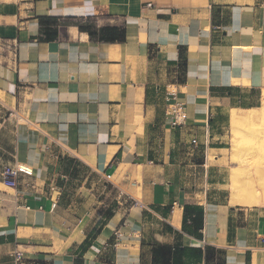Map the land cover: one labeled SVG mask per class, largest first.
Here are the masks:
<instances>
[{
	"label": "crops",
	"instance_id": "crops-1",
	"mask_svg": "<svg viewBox=\"0 0 264 264\" xmlns=\"http://www.w3.org/2000/svg\"><path fill=\"white\" fill-rule=\"evenodd\" d=\"M106 27L118 38L91 36ZM0 103L16 111L0 170L33 171L17 187L0 177V264H155L156 244L186 248L183 264H264V201L232 202L215 142L233 110L264 106V0H0ZM103 182L117 203L104 217L82 203ZM186 204L204 208L200 236Z\"/></svg>",
	"mask_w": 264,
	"mask_h": 264
},
{
	"label": "rangeland",
	"instance_id": "rangeland-1",
	"mask_svg": "<svg viewBox=\"0 0 264 264\" xmlns=\"http://www.w3.org/2000/svg\"><path fill=\"white\" fill-rule=\"evenodd\" d=\"M12 107V106H10ZM264 107V106H262ZM262 109V108H261ZM14 112L16 114L15 108L13 110L7 109L0 103V156L5 157V159L14 161L12 156L13 151V129L14 124L16 122V115H13V121H9V117H11V113ZM243 114H246L244 112ZM244 116V115H243ZM5 119H8L7 121ZM9 122V124H8ZM222 133L218 135V139H216V144L219 146H223V150L221 153L226 156H230V163H228L227 159L224 160V164L220 173L218 175L220 178H225L228 180V188L231 190L234 186V183H238L239 179L247 178L250 180L249 177L253 178V183L258 182L259 190L254 193V191L248 190L245 192L244 196L248 202H252L250 200L255 199V202L258 203L264 201V120L263 118H253V119H246L245 117H241L236 121H232L231 119V132L227 131V128L220 130ZM219 133V132H218ZM222 141V143H219ZM3 148L6 149L3 156ZM214 153L209 154V163L215 162ZM206 161V160H204ZM24 164V163H23ZM26 165V164H24ZM30 168V166L26 165ZM229 169V174L228 170ZM77 172H73V179L75 183L82 184L87 177V169H85L82 165L80 168H76ZM232 172H237L233 173ZM232 174V179H231ZM237 176V177H236ZM235 177V178H234ZM234 179V180H233ZM71 184V182H69ZM106 185V187H104ZM108 185V186H107ZM98 185H96L97 187ZM75 187V186H74ZM113 186L110 183L103 182L102 188L98 193V198H94V201L97 202H82L86 203L89 207L97 208L96 214L97 216L100 215V209H102V217L105 215L110 216L113 213V210L117 206L116 203V192L112 188ZM82 192L78 194L81 195ZM67 196H72V191H67ZM83 197V196H82ZM80 197V198H82ZM71 197L68 196L67 199ZM102 201L101 206L99 207V202ZM104 213V214H103ZM102 219H99V222ZM98 222V223H99ZM209 255L211 258L215 257L218 260H221L222 254L221 252H214L209 250Z\"/></svg>",
	"mask_w": 264,
	"mask_h": 264
},
{
	"label": "trees",
	"instance_id": "trees-1",
	"mask_svg": "<svg viewBox=\"0 0 264 264\" xmlns=\"http://www.w3.org/2000/svg\"><path fill=\"white\" fill-rule=\"evenodd\" d=\"M57 25L58 21L55 18L41 19V26L46 39H54L57 37ZM90 34L93 37L97 36L99 39L113 40L118 38L117 36L119 33L116 28L106 27L101 28L98 31L90 30ZM203 225L204 208L199 205L186 204L184 208V229L197 236H200V229L203 228ZM193 251L198 253L201 252L200 249H193ZM186 254L187 249L181 246L156 244L153 247V262L155 264H183V257L186 256ZM217 264H223V262L218 261Z\"/></svg>",
	"mask_w": 264,
	"mask_h": 264
},
{
	"label": "built area",
	"instance_id": "built-area-1",
	"mask_svg": "<svg viewBox=\"0 0 264 264\" xmlns=\"http://www.w3.org/2000/svg\"><path fill=\"white\" fill-rule=\"evenodd\" d=\"M166 114L171 119V125L176 126L180 125L186 119V111L185 105L182 102L173 100L171 101L166 110ZM193 144H197V140L193 139ZM33 173L32 169H29L23 163L15 161L14 164H5L2 166L0 170V177L2 181L9 187H17L18 186V178L20 174H29ZM110 178V177H108ZM52 190L57 192V195L53 197V206H56L60 200V189L56 186H52ZM121 235L120 232H116L117 238ZM118 242H115L117 245ZM21 255L18 253L15 256V260L19 262L21 260Z\"/></svg>",
	"mask_w": 264,
	"mask_h": 264
},
{
	"label": "bare ground",
	"instance_id": "bare-ground-1",
	"mask_svg": "<svg viewBox=\"0 0 264 264\" xmlns=\"http://www.w3.org/2000/svg\"><path fill=\"white\" fill-rule=\"evenodd\" d=\"M243 113L244 112L239 111V110H233L232 114H231L232 121H236L237 119H240L241 117L242 118L245 117V115ZM246 114H247L246 119L263 118V120H264V107L262 109L248 110L246 112ZM29 169H31V168H29ZM232 173L234 175V173H237V172H232ZM249 178H250V180H248L247 178H244V179H239L238 183H236V182L234 183V186L232 187V202H234V203L239 202V203L244 204V203L248 202L244 196L245 192H247L248 190H250V191L252 190V191H254V193H256L259 190L258 182L254 183L252 185L253 178H251V177H249ZM246 204H248V203H246Z\"/></svg>",
	"mask_w": 264,
	"mask_h": 264
}]
</instances>
